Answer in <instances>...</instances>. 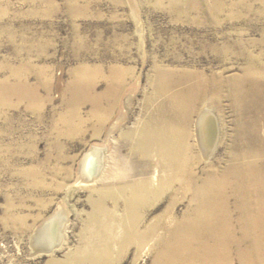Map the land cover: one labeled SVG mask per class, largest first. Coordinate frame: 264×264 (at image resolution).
<instances>
[{"label":"rangeland","instance_id":"rangeland-1","mask_svg":"<svg viewBox=\"0 0 264 264\" xmlns=\"http://www.w3.org/2000/svg\"><path fill=\"white\" fill-rule=\"evenodd\" d=\"M136 2L138 11L130 0H0V264H66L80 256L91 239V191L98 185L79 182L80 162L93 145L102 146L121 106L126 116L112 135L116 142L106 148L109 166L116 163L114 150L127 154L118 136L132 131L135 137L163 100L153 98L157 68L227 78L247 66L246 52L264 62V0ZM202 2L214 6L212 14ZM189 6L192 9L185 10ZM81 67L96 82L93 96H102L120 72L124 79L111 110L102 116H93L91 103L81 105L72 120L81 132L70 135L61 117L69 110L66 90L73 72ZM25 81L31 87L42 84L38 90L45 100L37 108L16 95L3 99L1 84ZM135 85L138 89L130 91ZM209 104L198 102L188 141L202 155L195 126L207 105L225 124L208 157L224 158L237 113L226 98L219 111ZM166 204H157L144 226L153 223ZM184 207L179 204L177 214ZM106 208L117 224L123 215L121 202L115 206L108 200ZM51 223L59 239L46 250ZM154 239H146L142 247L130 240L124 248L110 241L109 264H154ZM74 264L90 263L83 259ZM232 264L244 263L233 254Z\"/></svg>","mask_w":264,"mask_h":264},{"label":"bare ground","instance_id":"bare-ground-1","mask_svg":"<svg viewBox=\"0 0 264 264\" xmlns=\"http://www.w3.org/2000/svg\"><path fill=\"white\" fill-rule=\"evenodd\" d=\"M130 1L137 9L136 0ZM201 4L212 14L214 6ZM246 58L247 66L241 74L227 78L157 68L153 98L163 100L156 104L153 116L135 137L132 131L120 133V148L126 147L127 154L114 150V159L111 158L116 163L109 166L106 148L116 142L112 135L126 116L121 106L108 126L102 146L93 145L80 162L79 182L98 184L91 191L95 198H90L92 211L87 225L91 239L82 247L80 256L66 260V264L83 259L90 264H109L110 241L122 246L133 241L142 247L150 237L155 238L150 245L155 254L154 264H232L233 254L244 264H264V62L248 52ZM120 73L117 71L118 75L99 97L93 96L96 82L89 78L86 68L73 72V81L66 90L69 110L61 117L69 124L67 134L81 132L80 124L74 126L73 119L84 102L91 103L96 117L111 110L124 79ZM8 84H1L6 101L10 94L16 95L25 99L28 106L37 108L45 100L39 95L40 82L34 87L26 81L18 86ZM136 87L132 86L130 91ZM224 98L236 111L237 119L224 158L211 159L208 156L217 134L220 136L221 125L225 126L218 113L215 115L203 105L197 118L196 139L203 156L188 141V128L199 101L220 110ZM102 100L106 105H102ZM108 200L115 206L121 202L123 215L117 224L106 208ZM163 201L167 204L161 213L153 223L144 226L145 217ZM179 204L185 207L177 214ZM52 225L48 227L46 250L59 239V232Z\"/></svg>","mask_w":264,"mask_h":264}]
</instances>
